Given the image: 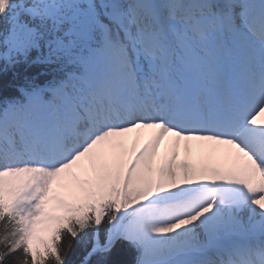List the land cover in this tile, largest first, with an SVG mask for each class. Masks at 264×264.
I'll list each match as a JSON object with an SVG mask.
<instances>
[{"label":"snow or ice","instance_id":"6c2138e0","mask_svg":"<svg viewBox=\"0 0 264 264\" xmlns=\"http://www.w3.org/2000/svg\"><path fill=\"white\" fill-rule=\"evenodd\" d=\"M0 264H264V0H0Z\"/></svg>","mask_w":264,"mask_h":264},{"label":"trees","instance_id":"16d2710c","mask_svg":"<svg viewBox=\"0 0 264 264\" xmlns=\"http://www.w3.org/2000/svg\"><path fill=\"white\" fill-rule=\"evenodd\" d=\"M101 235H103V233H101ZM85 250L86 249L84 245L80 243L74 244L73 252H72L70 259L78 260L82 256V254L85 252ZM128 258L131 259V256H129Z\"/></svg>","mask_w":264,"mask_h":264},{"label":"bare ground","instance_id":"6f19581e","mask_svg":"<svg viewBox=\"0 0 264 264\" xmlns=\"http://www.w3.org/2000/svg\"><path fill=\"white\" fill-rule=\"evenodd\" d=\"M133 135H135V134H133ZM146 135H147V134H145V137H144V138H146ZM170 139H171L170 137H169V138H166V140H165V145H168ZM163 150H164V147L162 146V151H163ZM181 154H182L183 157H184V147H183V142H182V144H181Z\"/></svg>","mask_w":264,"mask_h":264}]
</instances>
